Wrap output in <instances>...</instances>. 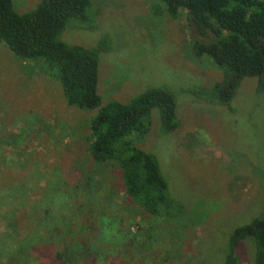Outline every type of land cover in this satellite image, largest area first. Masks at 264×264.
I'll return each instance as SVG.
<instances>
[{
    "label": "rangeland",
    "instance_id": "1",
    "mask_svg": "<svg viewBox=\"0 0 264 264\" xmlns=\"http://www.w3.org/2000/svg\"><path fill=\"white\" fill-rule=\"evenodd\" d=\"M40 1L13 0L19 13ZM88 11L85 23L71 19L62 39L89 48L108 44L100 50L102 103H129L155 87L176 95L180 127L165 133L154 109L148 132L133 138L157 156L186 215L183 223L164 219L133 202L120 168L91 157L97 109L69 105L42 62L0 41V264H220L235 228L264 206V92L257 78L243 79L231 105L211 104L195 90L224 73L192 53L198 34L186 14L170 17L160 0H91ZM28 201L33 209L69 212L68 235L42 232L27 247L36 227L25 224L28 218L20 223L25 212L18 209ZM78 246L87 256L57 257L59 248L73 253ZM237 253L251 264L256 246L244 241Z\"/></svg>",
    "mask_w": 264,
    "mask_h": 264
},
{
    "label": "trees",
    "instance_id": "2",
    "mask_svg": "<svg viewBox=\"0 0 264 264\" xmlns=\"http://www.w3.org/2000/svg\"><path fill=\"white\" fill-rule=\"evenodd\" d=\"M160 1L170 17L186 14L196 30L192 53L212 59L223 70V80L195 90L197 96L211 104L229 106L245 77H256L258 91L264 92V0ZM90 5L91 0H41L31 11L19 13L13 0H0V41L16 55L42 62L48 74L60 80L69 105L97 109L90 126L91 157L101 165L112 163L120 168L125 191L133 202L154 216L181 221L187 204L173 194L157 156L138 146L133 138L135 133L148 132L154 109L159 110L165 133L178 129L181 121L176 95L168 88L155 87L129 103H102L98 93L100 50L108 44L89 48L62 39L71 19L88 21ZM7 175L1 176L2 184L8 183ZM39 205L33 209L35 204L28 201L18 209L25 212L20 223L28 218L25 224L33 222L36 227L27 247L37 244L35 235L41 237L42 232L67 236L70 231L64 223H68L65 218L69 212L42 210ZM12 224L17 231L21 229L18 221ZM24 240L27 237L19 241ZM244 241L256 246L251 264H264V206L259 215L235 228L220 264H242L237 248ZM78 248L72 253L61 247L57 257L70 262L74 257L87 256L88 251L83 253L84 249Z\"/></svg>",
    "mask_w": 264,
    "mask_h": 264
}]
</instances>
